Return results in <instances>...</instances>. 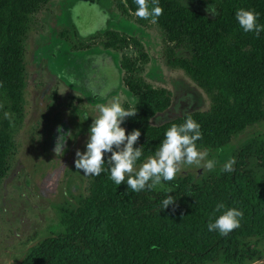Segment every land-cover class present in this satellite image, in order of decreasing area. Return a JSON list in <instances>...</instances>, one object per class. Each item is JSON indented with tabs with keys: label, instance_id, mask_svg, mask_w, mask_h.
I'll return each instance as SVG.
<instances>
[{
	"label": "trees",
	"instance_id": "obj_1",
	"mask_svg": "<svg viewBox=\"0 0 264 264\" xmlns=\"http://www.w3.org/2000/svg\"><path fill=\"white\" fill-rule=\"evenodd\" d=\"M53 0H0V183L13 152L12 126L20 116L26 87V39L34 14ZM159 0L162 14L153 23L160 32L165 66L181 73L204 93V111L183 107L158 124L152 120L170 111L173 95L153 88L137 74L112 81L126 87L127 103L136 115L125 118L126 135L141 132L134 147H143L137 166L152 156L172 124L191 116L201 126L198 149L219 150L233 137L264 121V32L245 33L235 19L238 9L259 13L264 0H202L215 8L208 16L182 4ZM117 15H135L134 0H111ZM142 25L150 20L137 17ZM126 35V34H125ZM103 52H117L125 39L105 31ZM108 66V65H107ZM109 67V66H108ZM11 114L5 119L3 113ZM110 155V154H109ZM234 171L216 168L200 178L184 174L152 191L133 193L115 185L107 172L86 177L84 195L59 211L63 231L43 238L27 250L19 264H254L264 259V135L242 143L229 159ZM107 168V165L105 166ZM127 179V176L126 178ZM170 193L173 205L160 211ZM234 207L243 215L240 227L227 236L209 232L207 224Z\"/></svg>",
	"mask_w": 264,
	"mask_h": 264
},
{
	"label": "rangeland",
	"instance_id": "obj_2",
	"mask_svg": "<svg viewBox=\"0 0 264 264\" xmlns=\"http://www.w3.org/2000/svg\"><path fill=\"white\" fill-rule=\"evenodd\" d=\"M182 4L212 16L211 5L202 0ZM29 27L24 103L12 126L14 149L0 183V264H19L29 248L63 231L59 211L84 195L87 176L75 168L74 160L77 150L84 151L89 127L99 114L96 104H110L118 96L126 108V87L122 83L118 87L113 74L119 78L137 74L146 85L172 93L170 111L156 116L152 124L178 115L181 101L183 107L191 104L197 111L209 106L203 92L165 66L157 27L151 22L139 25L135 15L120 18L111 0H53L32 16ZM105 31H117L125 39L121 50L103 52ZM58 128L73 137L66 141L62 157L53 151ZM259 135H264V121L219 150H198L207 151L206 160H216V169L242 143ZM207 172L181 163L175 178L184 174L200 178Z\"/></svg>",
	"mask_w": 264,
	"mask_h": 264
},
{
	"label": "clouds",
	"instance_id": "obj_3",
	"mask_svg": "<svg viewBox=\"0 0 264 264\" xmlns=\"http://www.w3.org/2000/svg\"><path fill=\"white\" fill-rule=\"evenodd\" d=\"M134 2L137 5L135 16L150 20L151 23H156L163 12L159 0H134ZM208 11L216 15L214 7L210 6ZM259 16L260 14L254 10L243 8L235 12V19L243 32H252L257 38L264 32V25L258 22ZM95 107L99 114L89 127L84 151L77 150L75 153L74 166L82 170L85 176H99L107 172L108 178L115 185L124 183L127 189L139 193L152 191L157 186L163 187V182L172 181L181 163L195 165L197 169L203 171H212L216 167L215 159H205L207 151L198 150L196 142L202 139L201 126L189 115L184 118L182 124H172L164 132L158 150L148 157L146 162L140 164L138 170H135L142 156L143 147H134V145L138 142L141 132L133 129L126 135V130L121 125L125 118L134 117L136 111L122 107L118 96L113 97L110 104H96ZM3 116L5 119H10L11 114L5 111ZM57 132L59 135L53 151L55 156L62 157L66 151V141L73 137L70 132L63 133L61 128H58ZM235 163L234 158L229 159L220 171L233 172ZM170 193L160 203L161 212L175 202ZM221 209H225V206L218 204L217 211ZM242 215L243 213L237 208L229 207L216 217L214 222L207 224V230L218 231L221 236H227L240 227Z\"/></svg>",
	"mask_w": 264,
	"mask_h": 264
}]
</instances>
